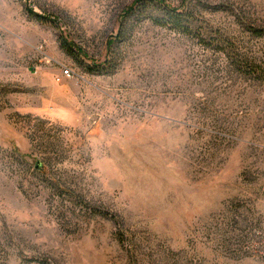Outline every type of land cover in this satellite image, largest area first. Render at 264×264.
<instances>
[{"label":"rangeland","instance_id":"374dc122","mask_svg":"<svg viewBox=\"0 0 264 264\" xmlns=\"http://www.w3.org/2000/svg\"><path fill=\"white\" fill-rule=\"evenodd\" d=\"M156 1L0 0V264H264V0Z\"/></svg>","mask_w":264,"mask_h":264},{"label":"trees","instance_id":"16d2710c","mask_svg":"<svg viewBox=\"0 0 264 264\" xmlns=\"http://www.w3.org/2000/svg\"><path fill=\"white\" fill-rule=\"evenodd\" d=\"M155 4L157 5L160 10L162 11V13L165 15V16H168L170 20H174L175 22H181L183 23L184 25H178V26H183V27H178L180 29L183 30V32H186L188 31V28L186 26L187 23H188V18H189V15L187 13H184L182 10H179L177 11L175 8L173 7H170V6H167L165 5L163 2L161 1H156V0H137L136 2V8H132V10L134 9V11L132 12L131 10V13H134L136 11V9L142 7L144 8L145 4ZM38 18L36 19H42V17H40L39 15H36ZM180 24V23H179ZM61 47H63L69 54L71 55H76L75 54V51L72 49V47L70 45H66L65 42H61ZM97 68L98 66H88V68H90L91 70H94L93 68Z\"/></svg>","mask_w":264,"mask_h":264},{"label":"built area","instance_id":"2783aa9c","mask_svg":"<svg viewBox=\"0 0 264 264\" xmlns=\"http://www.w3.org/2000/svg\"><path fill=\"white\" fill-rule=\"evenodd\" d=\"M65 74H68V70L67 69H65V71H63Z\"/></svg>","mask_w":264,"mask_h":264}]
</instances>
